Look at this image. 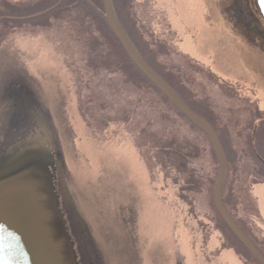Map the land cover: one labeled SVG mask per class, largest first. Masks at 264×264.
Segmentation results:
<instances>
[{"label":"flooded vegetation","instance_id":"1","mask_svg":"<svg viewBox=\"0 0 264 264\" xmlns=\"http://www.w3.org/2000/svg\"><path fill=\"white\" fill-rule=\"evenodd\" d=\"M63 1L0 0V158L30 137L39 135L48 140L55 160V190L79 264H100L98 254L105 248L92 237L96 240L97 229L107 234L99 223L108 220V210L121 200L125 201L123 214L128 217L149 218L152 209L145 206L146 201L158 207L157 245L169 248L168 256L175 258L177 249L167 247L165 240L173 242L179 215L152 192L148 167L130 139L125 142L116 137L124 144L123 156L100 153L114 140L117 129L102 130L96 124L92 127L80 107L76 82L72 77L70 80L72 69L66 63L69 51L61 45L68 38L52 32L55 20L51 12ZM117 1L112 0L116 17L131 41L129 24L138 22L160 54L172 59L182 57L192 68L199 67L216 77L220 85L240 89L258 110L259 118L254 123H263L264 37L255 21L242 12L243 0ZM126 4L124 16L119 15L117 6L123 12ZM74 30L70 27L68 33ZM78 41L74 32L72 42L79 45ZM162 64L158 69L165 75L170 63ZM252 149L264 166L257 147ZM260 173L258 181L262 182ZM112 211L119 226L124 216L116 207ZM166 212L168 220L164 218ZM97 220L94 229L92 224ZM135 237L128 233L126 264H134L136 258L138 264H153L156 258L153 260L149 252L152 243L143 238V243L136 246ZM138 248L143 250L142 255L137 253Z\"/></svg>","mask_w":264,"mask_h":264},{"label":"rangeland","instance_id":"2","mask_svg":"<svg viewBox=\"0 0 264 264\" xmlns=\"http://www.w3.org/2000/svg\"><path fill=\"white\" fill-rule=\"evenodd\" d=\"M88 2L90 1L88 0ZM114 2L117 3L118 1L114 0ZM157 5L158 2L155 4V7H157ZM127 8L128 4L125 5L124 11L122 12L121 6H117L118 14L124 16ZM242 12L246 14V7L242 6ZM52 15L55 17L54 14ZM69 15V12H65L58 19H54L58 22L54 23L52 32L64 33L68 38L66 44L63 46L61 43V45L63 49H67L69 51V57L67 58L66 63L69 68L72 69L69 74L71 80L73 72L78 74L81 71V67L77 64V62L79 58H81L80 62L84 61V56L81 54L82 50L80 46L72 42L75 31L68 33V28L70 29L68 22L70 19ZM156 17H159L158 13ZM128 33L134 46L148 63H150V59H154L153 57L159 56L158 62H162L158 66H162V63L167 65L168 63H172L176 65V68L174 69H178V71L182 72L179 73L172 70V68H167L166 74H170V78L173 82L182 88V90L180 89L181 94H184L189 101L192 100L193 109L198 111L199 114L195 113L207 120L215 129L227 158L228 172L226 183L232 181L234 178L233 174L236 172L237 167H239L240 182L245 183L240 189V194L242 193L241 195L251 197L253 195L254 198H258L257 201L259 202L257 203L260 212L259 215L261 216H258L256 210L252 209L253 204H247L248 200L246 199H242V201H240V204L237 205L236 211H234V215L236 216L235 221L238 222L237 224L245 231L249 230L250 232L248 233L250 237L254 239L260 247L264 248V187H254L251 195L250 188L252 178L249 174H246L247 172L244 169L245 164L243 162L240 164L239 159L241 158L238 156L239 159L237 161L235 156L234 158L232 157V151L236 150L235 148L238 149L239 147V145L235 143L232 138V133L237 127H239L242 134L246 137L247 143L252 140L251 142L254 149H256L257 142L258 144L264 146V121H262V124L260 122L261 125L258 123L253 144L252 135L255 125L257 124V122L254 123V121L257 117L259 118L258 110H255L256 106L248 100L247 96H245L240 89L220 85L216 77L212 76L209 72L201 71L198 69L199 67L193 66L192 68V65H190L189 62L184 60L182 57L172 59L166 55H162V52L161 54H156L154 52L156 45L154 43H150L151 38L146 36V32L142 24L138 22L136 24H129ZM9 63H11V60ZM171 70L172 73L170 72ZM107 75L108 73L105 74V78ZM108 78L112 80V77H107V80ZM113 79H116V77H113ZM188 84H190V86H188ZM184 85L187 86V89ZM190 92H192V94ZM87 114L89 115V113ZM261 114L264 115L263 113ZM129 124L130 125L125 123L122 124L119 121H113L111 123V127L107 130L112 129L113 127L116 128V132L113 133L115 138L113 141L111 140V143H107V146H104V149H101L100 153L102 156H110L113 154H120L123 156L122 154L126 151L123 142H118V138L127 142L128 137L130 139L129 142L133 145L132 134L136 132V129L133 132L134 128L132 125L134 124H131V122H129ZM126 131L128 132L127 134ZM185 134L193 136L194 139H197L200 136V134L194 129L193 134L190 131H185ZM200 140H203L206 143L204 136H200ZM90 149L92 150L91 145ZM139 155L141 160H143L147 167H149L147 161L142 158L140 153ZM157 155L159 158L167 157V155H162L159 152H157ZM124 158L129 163V158ZM155 164L157 167L155 176L152 177L150 169H148L151 180L150 188L152 192L159 194L180 218V222H178L174 228L175 232L173 237L175 238L173 239V242L171 243L170 238L165 240V244L168 243L167 247L173 249L175 246L178 251V255L175 251V258H171L168 256V252L170 253L169 248L166 249L164 246L157 245L158 236L160 234L157 230V215L161 214L158 207L155 208L151 202L148 203V201H146L147 204L145 206L152 209L149 218L145 217V215H141L140 217H128L123 214L125 211V201L121 200L117 203L114 202L115 204L112 206V208H118L120 213L124 216V219L120 220L119 226L117 225L116 220L117 215H115V212H113L111 208V211L110 209L108 210L110 215L108 220L99 223L101 230H107V234L104 235L97 229V235L95 236L96 240L92 237V241L97 242V244H102L103 248H105L104 251L101 252L102 256L98 254V258H100L101 261L100 264H126L127 259L125 256L128 253L126 250V243L129 242L128 233L130 236L136 235L134 238L136 246L143 241V238L144 241L149 240L152 243L149 244V252L151 253L153 260L156 258V260L153 261V264H240L239 260L242 259L238 258L235 253L221 249L220 241L224 238V231L229 232V230L226 228L218 214H215V212L210 208V204L203 199L202 196L205 195H196L195 201H193L192 198H185L186 200H184L183 195H180L181 181L176 168L170 169L163 167L166 164L171 166L166 158L163 159L162 162H157L155 160ZM201 164L205 166L208 165L205 161ZM258 173L260 172L258 171ZM255 180L257 181V178ZM247 189L250 191L245 193V190ZM191 196H193V193ZM224 199L228 203L230 209H232L229 204V196L225 194ZM208 207L211 209L209 212V209H207ZM91 210L93 211L92 206ZM207 213L213 216H209ZM164 215H166L164 218L168 220V213L166 212ZM78 218L80 219L81 217L78 216ZM139 219L142 222H139ZM98 222L99 220H97V222H93L92 226L94 229L98 226ZM225 229H227V231ZM260 230H262L263 234ZM139 239H141V241H139ZM108 242L110 243V246L106 244ZM110 252H112V256L109 255ZM142 252L143 250L138 248L137 253L142 255ZM250 257L251 261L250 259L249 261L252 264H255L254 258L252 256ZM169 259L172 261L170 262ZM134 264H138L137 258Z\"/></svg>","mask_w":264,"mask_h":264},{"label":"trees","instance_id":"3","mask_svg":"<svg viewBox=\"0 0 264 264\" xmlns=\"http://www.w3.org/2000/svg\"><path fill=\"white\" fill-rule=\"evenodd\" d=\"M57 1L55 0V3ZM89 1L64 0L62 6L51 12V15H55L54 19H58L65 12H69V26L75 29V36L79 38L78 42L84 61L80 62L78 60L77 64L81 67V71L78 74L73 72L72 80L76 82L79 91L81 109L89 113L87 115L88 122L92 124V127L97 125L102 130L111 127L113 121H119L127 125H130L129 122L133 123V132L136 129V132L132 134L133 145L138 149L142 158L147 161L151 176H155L157 172L155 160L162 162L166 158L171 166L166 164L163 167L176 168L178 171L181 181L180 195H183L184 200H186L185 198H192L195 201L196 195L204 194L203 199L210 204V208L217 214L212 196L219 178V167L208 138L204 132L180 113L130 62L100 12L103 11L102 0ZM55 22L58 21L55 20ZM159 51L160 49L155 46L154 52L160 54ZM153 58L150 59V66L179 94L193 111L192 100L189 101L184 94H181L180 89L182 90V88L173 82L170 74L165 73L163 75L158 69V65L162 62H158L159 56ZM169 68L182 73L178 69H174L176 66L172 63H170ZM107 73L108 75L105 78ZM107 77H112V80L109 78L107 80ZM113 77H116V79H113ZM184 87L187 89V86L184 85ZM190 93L192 94V92ZM194 112L199 114L198 111L194 110ZM193 129L201 137H205L207 144L200 140V136L194 139L193 136L185 134V131H190L193 134ZM232 138L239 145L238 149L235 148L236 150L232 151V157L235 156L238 161L239 156L241 158L239 159L240 164L242 162L245 164L246 174H249L252 178L250 188L252 195L254 187L264 185L263 181H258V171H261L260 175L264 178V166L256 158L252 149V140L247 143L246 137L239 127L233 131ZM256 147L258 154L264 159V146L257 142ZM157 152L167 155V157L159 158ZM203 161L208 165H202ZM233 175L234 178L231 182H225L222 193L223 205L235 220L234 211H236L237 205L240 204L242 199H246L248 200L247 204H253L252 209L256 210L258 216H260L258 198L256 196L254 198L253 195L251 197L240 194V189L245 183L240 182L239 167ZM250 190H245V193ZM192 193L193 196H191ZM225 194L229 196V204L232 209L224 199ZM240 228L264 256V248L260 247L250 237L248 233L250 231ZM225 230L227 231V229ZM260 231L262 233V230ZM220 245L222 250L233 252L238 258L242 259L239 260L240 264H252L250 262L251 255L230 231H224V238L220 241ZM255 264L259 263L255 260Z\"/></svg>","mask_w":264,"mask_h":264},{"label":"water","instance_id":"4","mask_svg":"<svg viewBox=\"0 0 264 264\" xmlns=\"http://www.w3.org/2000/svg\"><path fill=\"white\" fill-rule=\"evenodd\" d=\"M243 3L246 16L255 21V27L264 37V0H243ZM102 4V15L130 62L207 136L219 167V178L213 191L214 206L238 241L259 264H264V257L222 203L228 163L214 128L190 110L143 60L121 27L112 0H102ZM257 127L258 123L252 135L253 144ZM54 162L48 140L39 135L26 139L0 158V264H78L75 245L55 190Z\"/></svg>","mask_w":264,"mask_h":264},{"label":"bare ground","instance_id":"5","mask_svg":"<svg viewBox=\"0 0 264 264\" xmlns=\"http://www.w3.org/2000/svg\"><path fill=\"white\" fill-rule=\"evenodd\" d=\"M92 219H94V218H92ZM110 250H111V248H110ZM109 255L112 256V252H110Z\"/></svg>","mask_w":264,"mask_h":264}]
</instances>
